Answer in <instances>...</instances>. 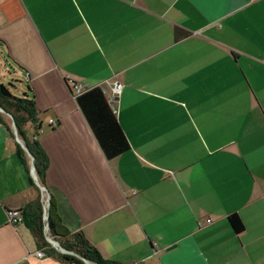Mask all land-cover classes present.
<instances>
[{
	"label": "crops",
	"instance_id": "1",
	"mask_svg": "<svg viewBox=\"0 0 264 264\" xmlns=\"http://www.w3.org/2000/svg\"><path fill=\"white\" fill-rule=\"evenodd\" d=\"M3 57L69 234L116 264H264V0H0ZM69 82L101 88L128 151L105 159ZM5 118L0 264H67L9 221L38 193Z\"/></svg>",
	"mask_w": 264,
	"mask_h": 264
},
{
	"label": "trees",
	"instance_id": "2",
	"mask_svg": "<svg viewBox=\"0 0 264 264\" xmlns=\"http://www.w3.org/2000/svg\"><path fill=\"white\" fill-rule=\"evenodd\" d=\"M2 60L4 63L8 62L6 57H3ZM16 83L20 84L19 82ZM23 86L22 95L15 97L7 87L0 84V110L2 111V113L0 112V121L6 115L9 118L8 123L14 125L16 137L22 142L23 147L33 159L37 182L39 186L45 189L43 179L47 169V159L37 143V136L41 129L39 112L34 105L32 89L27 83ZM73 98L106 160L113 159L129 150V144L117 122L116 115L101 88L83 89L78 95H73ZM18 156L23 163H26L25 152L20 147H18ZM33 186L37 190V198L24 209L18 211L17 214L21 216L22 222L31 231L39 248H46L51 255H54L56 252L47 245L43 234V206L39 188L34 184ZM48 203V234L62 250L67 252V254L56 253L62 261L67 264H85L84 262L89 264H116L104 261L81 234H69L54 213L51 198ZM228 222L235 233L239 234L243 231V225L235 214L229 216Z\"/></svg>",
	"mask_w": 264,
	"mask_h": 264
},
{
	"label": "built area",
	"instance_id": "3",
	"mask_svg": "<svg viewBox=\"0 0 264 264\" xmlns=\"http://www.w3.org/2000/svg\"><path fill=\"white\" fill-rule=\"evenodd\" d=\"M68 87H69V89H70V91L72 93V96L73 95H78L83 90V88H82L81 85L74 84V83H70V82L68 83ZM119 91H120V86L117 83H115L114 86L112 87V93L114 95H116V94L119 93ZM50 125H51L52 128H54L56 126L55 121H50ZM13 131H14V134H15V130L14 129H13ZM15 137H16V134H15ZM32 175H33V173H32ZM33 178H34V181H35L36 186L39 188L41 203H42V206H43L42 223H43V234H44L45 242L47 243V245L51 249H55V250H57L61 254H67V252H65L64 250L60 249V247L57 244V242H55L49 235H47V233H48V229H47L48 200L47 199L46 200L43 199V196H42L43 190L39 186V184L37 182V179H35L34 175H33ZM8 218H9V221L11 223H14V224L22 223V218H21V216H19L17 214V212H15V213L14 212L13 213H9ZM209 222H210L209 220L206 221V223H209ZM46 251H47L46 248L45 249H40L39 251H37L35 253V256L37 258H42V257H44L46 255ZM84 263L85 264H89L87 262H84Z\"/></svg>",
	"mask_w": 264,
	"mask_h": 264
},
{
	"label": "rangeland",
	"instance_id": "4",
	"mask_svg": "<svg viewBox=\"0 0 264 264\" xmlns=\"http://www.w3.org/2000/svg\"><path fill=\"white\" fill-rule=\"evenodd\" d=\"M0 84L7 87L10 90L11 94L15 97H20L24 91L21 85L17 84L16 81H14L13 74H8V68L5 66V63L3 62L2 58H0ZM4 116L6 117L5 119L9 120L6 115ZM41 189L43 190V199L49 200L46 190L43 187H41ZM47 235L49 234L47 233Z\"/></svg>",
	"mask_w": 264,
	"mask_h": 264
},
{
	"label": "water",
	"instance_id": "5",
	"mask_svg": "<svg viewBox=\"0 0 264 264\" xmlns=\"http://www.w3.org/2000/svg\"><path fill=\"white\" fill-rule=\"evenodd\" d=\"M0 112L2 113V111L0 110ZM12 129H14V125L12 124ZM15 130V129H14ZM18 139V138H17ZM23 150L26 152V154L28 155V157L31 159V161H33V159L31 158V156H30V154L28 153V151L23 147ZM31 169H32V173H33V175H34V177H35V174H34V167H33V165H32V167H31ZM35 179H36V177H35ZM61 249V248H60Z\"/></svg>",
	"mask_w": 264,
	"mask_h": 264
}]
</instances>
